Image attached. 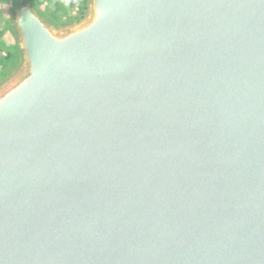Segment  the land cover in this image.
<instances>
[{"label": "water", "instance_id": "95a60500", "mask_svg": "<svg viewBox=\"0 0 264 264\" xmlns=\"http://www.w3.org/2000/svg\"><path fill=\"white\" fill-rule=\"evenodd\" d=\"M13 4L0 264H264V0Z\"/></svg>", "mask_w": 264, "mask_h": 264}, {"label": "rangeland", "instance_id": "374dc122", "mask_svg": "<svg viewBox=\"0 0 264 264\" xmlns=\"http://www.w3.org/2000/svg\"><path fill=\"white\" fill-rule=\"evenodd\" d=\"M35 11L57 30L80 24L89 16V0H29ZM13 25V3L0 5V87L22 68V55Z\"/></svg>", "mask_w": 264, "mask_h": 264}, {"label": "trees", "instance_id": "16d2710c", "mask_svg": "<svg viewBox=\"0 0 264 264\" xmlns=\"http://www.w3.org/2000/svg\"><path fill=\"white\" fill-rule=\"evenodd\" d=\"M13 4H16V0H11ZM5 2V0H0V5Z\"/></svg>", "mask_w": 264, "mask_h": 264}]
</instances>
